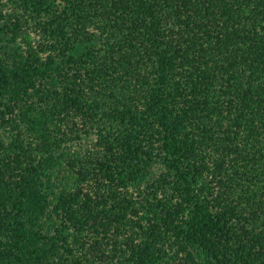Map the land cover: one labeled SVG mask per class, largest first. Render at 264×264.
Instances as JSON below:
<instances>
[{
    "label": "trees",
    "instance_id": "1",
    "mask_svg": "<svg viewBox=\"0 0 264 264\" xmlns=\"http://www.w3.org/2000/svg\"><path fill=\"white\" fill-rule=\"evenodd\" d=\"M0 264H264V0H0Z\"/></svg>",
    "mask_w": 264,
    "mask_h": 264
}]
</instances>
